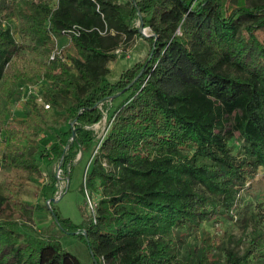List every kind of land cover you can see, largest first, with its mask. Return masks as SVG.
I'll use <instances>...</instances> for the list:
<instances>
[{"label":"trees","instance_id":"1","mask_svg":"<svg viewBox=\"0 0 264 264\" xmlns=\"http://www.w3.org/2000/svg\"><path fill=\"white\" fill-rule=\"evenodd\" d=\"M53 35L69 39L64 59L50 58ZM138 35L148 54L112 81L110 63ZM27 53L33 62L20 61ZM36 81L50 106L30 96L26 119L1 122L0 172L40 177L39 153L70 179L78 152L96 144L81 190L97 200L88 195L96 205L82 223L57 213L56 173L41 187L58 231L85 238L93 264H252L250 249L211 237L196 260L180 246L203 222L232 216L241 191L264 178V0H0L5 111ZM106 115L101 138L93 124ZM41 131L55 134L39 151ZM21 194L16 177L0 179V264H85L53 233L20 228L46 205ZM260 212L247 217L254 246Z\"/></svg>","mask_w":264,"mask_h":264},{"label":"rangeland","instance_id":"2","mask_svg":"<svg viewBox=\"0 0 264 264\" xmlns=\"http://www.w3.org/2000/svg\"><path fill=\"white\" fill-rule=\"evenodd\" d=\"M227 10L229 9L227 8ZM141 31L144 36L150 35L147 27H144ZM144 36H136L139 41L134 45V42H136L135 38L130 48L127 51H123L125 55L111 62L113 63V72L110 75L112 80L119 79L126 68L134 67L148 54L150 44ZM68 42L69 39L66 36L59 37V46H68ZM68 51L72 52L71 44L68 46ZM23 60L25 63H28L33 62L34 59L31 53H27L20 61L22 62ZM19 107L21 106H18L17 102L11 103L9 110L5 111V105L3 101L0 100V125L1 122H4L10 116L26 119L27 111L19 109ZM108 123L109 115H106L103 119L93 124V127L98 133V137H102V135L106 133ZM44 133V131H41L38 135H33L34 143H38L39 151L44 148V139L46 137H52V135L55 134L54 131H50L46 135H44ZM43 137L45 138L43 139ZM234 141L239 143L237 137L234 138ZM24 142L26 143L27 140L25 139ZM6 145H8V142L4 141L0 151V159H2V154L6 149ZM95 145L96 144H92L87 151L78 152L69 181L68 175H66L64 169L60 168L57 163L46 162L39 153L37 158L43 170V174L40 177L36 175L27 177L24 172H11L8 170H1L0 172V179L5 186L11 179H15V177L18 182L22 184V198L33 204H37L38 202L46 204L39 208L35 207L34 222L31 226L26 227L22 225L20 228L34 235L45 236L49 233H53L54 236L59 238L63 248L75 253L85 264H92V256L87 241L82 236L77 235L75 231L70 234L58 231L56 225L52 221L55 219L53 216L54 214H52L53 212L50 206L46 203L49 200L45 201L42 197L41 187L45 182L51 180L53 173H56L58 183L54 198L57 200H54V206L57 213L60 217L70 218L72 222L76 224L82 223L86 217V213L90 215L93 211L88 195L92 197V200H97V196L94 198L89 189L88 195L81 190L85 180L87 165L91 159V155L94 153ZM259 210L261 211L259 214L261 217V215H264V178L261 174L252 180L248 188L241 191L238 204L232 216L224 215L221 216L219 220L203 222L199 229L184 235L186 240L180 246V256L196 260L202 250V239L204 237H211L216 243L237 245V247L243 251L250 249L249 258L252 264H264V242L262 241L260 244L254 246L255 244L250 234L252 225L251 223L249 226L247 224V217H249L251 213H256ZM260 223H264V220H261Z\"/></svg>","mask_w":264,"mask_h":264},{"label":"built area","instance_id":"3","mask_svg":"<svg viewBox=\"0 0 264 264\" xmlns=\"http://www.w3.org/2000/svg\"><path fill=\"white\" fill-rule=\"evenodd\" d=\"M53 39L55 41V49L51 52L50 58H55V56L58 55L64 59L65 58L64 48L66 45L59 46V43H58L59 42V36H57V35H53ZM116 52L121 53L122 49L117 48ZM40 84H41L40 81H36L33 83H25V84L20 85L19 91H18L19 92V98L16 101L17 105L22 106L23 103L26 102L30 96H33L37 102L44 104L45 107H49L50 106L49 102H47L44 99L43 94L40 91ZM104 135H105V133L102 135L101 138H103ZM88 199L90 200V205H91L92 209H94L96 203L93 202L89 198V196H88Z\"/></svg>","mask_w":264,"mask_h":264},{"label":"crops","instance_id":"4","mask_svg":"<svg viewBox=\"0 0 264 264\" xmlns=\"http://www.w3.org/2000/svg\"><path fill=\"white\" fill-rule=\"evenodd\" d=\"M62 37H64V36H62ZM139 41V39L138 38H136V42H134V45L137 43ZM145 46V45H144ZM123 59V58H122ZM122 61V60H121ZM110 66H111V68H112V71H111V73L113 72V63H110ZM111 75V74H110ZM111 79V78H110ZM112 80V79H111ZM112 81H115V80H112ZM23 106V107H22ZM21 107H19V109H22L23 110V108H24V105H22ZM92 264H93V260H92Z\"/></svg>","mask_w":264,"mask_h":264},{"label":"water","instance_id":"5","mask_svg":"<svg viewBox=\"0 0 264 264\" xmlns=\"http://www.w3.org/2000/svg\"><path fill=\"white\" fill-rule=\"evenodd\" d=\"M143 28H144V27H143V25H142V26H141V29H143ZM68 181H69V179H68ZM54 200H57V199L54 198Z\"/></svg>","mask_w":264,"mask_h":264}]
</instances>
